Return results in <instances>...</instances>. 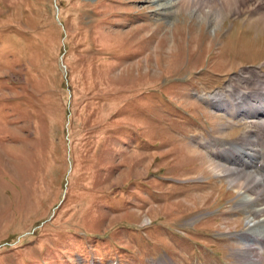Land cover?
Segmentation results:
<instances>
[{
    "label": "rangeland",
    "instance_id": "1",
    "mask_svg": "<svg viewBox=\"0 0 264 264\" xmlns=\"http://www.w3.org/2000/svg\"><path fill=\"white\" fill-rule=\"evenodd\" d=\"M246 1L0 0V264H264L249 186L210 168L256 131L228 91L264 77Z\"/></svg>",
    "mask_w": 264,
    "mask_h": 264
},
{
    "label": "bare ground",
    "instance_id": "2",
    "mask_svg": "<svg viewBox=\"0 0 264 264\" xmlns=\"http://www.w3.org/2000/svg\"><path fill=\"white\" fill-rule=\"evenodd\" d=\"M245 1L246 0H154V4L163 12L166 11L170 15L171 10L173 11L174 9L167 11L165 8L193 9L198 13L206 14V16H215L218 18L219 16L221 17L222 13L227 14L231 12L241 17L244 14L243 9L248 2ZM261 9L262 8L259 7L255 12H259ZM205 10L208 12H205ZM126 14L129 15L128 13ZM170 15H168V17ZM258 15V17L257 15H252V18L256 19L257 17L258 25L255 23V27L261 29L260 25L264 26V24L259 22H264V13L259 12ZM253 76H255L254 79H256V82L242 78V81L250 88H237L233 95V87L229 84L228 89L230 90L228 91H230V96L233 97L232 101L234 102V107H241L238 111V115L242 119L252 118L256 131L250 132V135L243 136L239 139V141L242 142L241 146L237 147L235 150L232 149L230 152H223V150L227 146H231V144L225 146V144L222 145L219 143L217 147L215 146L217 153H215L214 162L211 164L210 168H214V170L216 169L220 173H223L222 171L232 172L236 176L232 177L233 180L230 181L231 187L234 189L248 185V189L244 191L246 195L245 199L247 200L244 199L243 202L254 203L256 201L257 206H255L256 209H254L253 214L255 212L254 215L261 217L264 215V205L258 202L262 201L264 197V175L259 174L258 171L264 172V77H258L256 74ZM256 87H260L259 90H257ZM224 97V94L217 93L212 96L211 102L213 105H221V101ZM245 100L249 101V108L243 106ZM220 109L223 110L224 108ZM212 148H214L213 145ZM236 190L238 191V189ZM251 222H253V219L249 221V223ZM262 241L264 242V239Z\"/></svg>",
    "mask_w": 264,
    "mask_h": 264
}]
</instances>
